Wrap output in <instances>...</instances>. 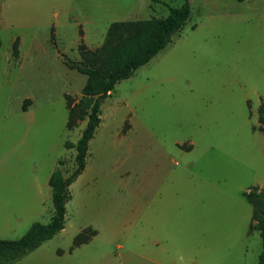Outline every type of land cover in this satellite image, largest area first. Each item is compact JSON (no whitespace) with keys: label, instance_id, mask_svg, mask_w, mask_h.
Segmentation results:
<instances>
[{"label":"rangeland","instance_id":"rangeland-1","mask_svg":"<svg viewBox=\"0 0 264 264\" xmlns=\"http://www.w3.org/2000/svg\"><path fill=\"white\" fill-rule=\"evenodd\" d=\"M52 1L2 3L0 239L47 223L48 177L75 166L64 142L86 118L67 128V103L87 79L67 62L81 61L80 42L95 49L112 21L162 18L184 2ZM188 3L182 28L102 101L64 227L10 264H258L245 193L264 188V0ZM166 190L174 202L161 205ZM85 227L96 234L73 246Z\"/></svg>","mask_w":264,"mask_h":264},{"label":"trees","instance_id":"trees-1","mask_svg":"<svg viewBox=\"0 0 264 264\" xmlns=\"http://www.w3.org/2000/svg\"><path fill=\"white\" fill-rule=\"evenodd\" d=\"M189 14L188 0H184L179 6L170 7L168 14L162 18L112 21L103 42L95 49H89L80 42L78 51L81 61L67 62L70 68L84 74L87 79L79 100L72 106L67 103V128L86 118L76 142H64L66 148L75 149V166L66 176L58 168L49 176L53 210L47 223L34 221L20 237L0 239V264H10L20 259L64 227L65 205L71 198L69 186L84 170L89 141L100 122L102 100L116 83L130 77L138 67L163 49L182 28ZM16 41L12 45L14 55L17 53ZM258 113L259 121H264V103H260ZM260 130L264 132V128ZM245 198L252 207L249 229L258 231L261 240L258 264H264V188L250 189L245 193ZM95 234V229L85 227L74 236L73 246L86 243Z\"/></svg>","mask_w":264,"mask_h":264},{"label":"crops","instance_id":"crops-1","mask_svg":"<svg viewBox=\"0 0 264 264\" xmlns=\"http://www.w3.org/2000/svg\"><path fill=\"white\" fill-rule=\"evenodd\" d=\"M22 1H26L27 3H32V4H35V3H38V2H44V0H0V17L2 16V14H3V11H7V10H5V7H3L2 6V3H5L6 4V9H9L10 7L12 8L15 4H20V2H22ZM137 1L138 0H133L132 1V3H130V5L128 6V8L127 9H129V10H132V11H141V10H143L144 9V6L146 5V3L148 4V0H143V2H145V4H144V6H142V7H138V5H136V3H137ZM52 2H54V3H57V1H52ZM99 2H101V3H104V4H108L109 3V0H100ZM148 7V6H147ZM59 9H60V12H64V10H63V8H60L59 7ZM52 12V14L54 15V17H57V15H56V11H51ZM134 18L136 17V16H133ZM57 31H59V29H63V27H64V25H62V24H60V23H55L54 25H52ZM112 91V90H111ZM111 91H109V94L108 95H110L111 94ZM107 95V96H108ZM106 96V97H107ZM105 97V98H106ZM104 98V99H105ZM103 99V100H104ZM102 100V101H103ZM101 104H102V102H101ZM101 104H100V106H101ZM101 112V111H100ZM100 125H102V119H101V117H100V122H99V125L97 126V128L100 126ZM96 128V129H97ZM95 129V130H96ZM261 131V130H260ZM263 132V131H262ZM94 135V134H93ZM78 139V138H77ZM76 139V140H77ZM93 139V137L90 139V140H92ZM74 142H76V141H74ZM74 142H72V143H74ZM90 142V141H89ZM88 148H89V146H88ZM86 168H87V162L85 163V167H84V170L82 171V173H84L85 172V170H86ZM52 172H53V170H52ZM51 172V173H52ZM51 173H50V175H51ZM81 173V174H82ZM80 174V175H81ZM49 175V176H50ZM79 175V176H80ZM78 178V177H77ZM48 179H49V177H48ZM48 182V181H47ZM48 185H49V183H48ZM50 186V185H49ZM50 190H51V187H50ZM168 190H166V193L164 194V192L163 193H161V197H160V199H159V201L161 202V205L163 204V202H166V203H173L174 202V197L173 196H168V192H167ZM174 194V193H173ZM246 199V198H245ZM247 201V200H246ZM248 202V201H247ZM251 212H252V207H251ZM251 218V217H250ZM251 222V221H250Z\"/></svg>","mask_w":264,"mask_h":264}]
</instances>
